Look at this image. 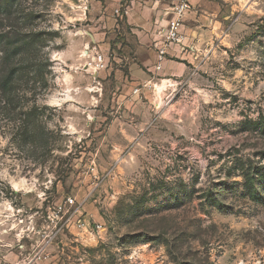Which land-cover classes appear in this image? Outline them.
Returning a JSON list of instances; mask_svg holds the SVG:
<instances>
[{
	"label": "rangeland",
	"instance_id": "obj_1",
	"mask_svg": "<svg viewBox=\"0 0 264 264\" xmlns=\"http://www.w3.org/2000/svg\"><path fill=\"white\" fill-rule=\"evenodd\" d=\"M10 3L48 67L0 98V264H264V0L129 104L71 44L80 0Z\"/></svg>",
	"mask_w": 264,
	"mask_h": 264
},
{
	"label": "crops",
	"instance_id": "obj_2",
	"mask_svg": "<svg viewBox=\"0 0 264 264\" xmlns=\"http://www.w3.org/2000/svg\"><path fill=\"white\" fill-rule=\"evenodd\" d=\"M246 1L190 0L193 10L183 17L179 41L165 46L164 33L176 0H80L79 19L86 24L71 44L89 56L90 66L96 63L92 57L101 55L103 68L96 70L95 78L104 86L114 79L113 98L129 104L131 94L143 93L154 79L177 82L187 75L190 64L211 48L226 20ZM122 5L126 6L119 16ZM160 48L165 53L156 69Z\"/></svg>",
	"mask_w": 264,
	"mask_h": 264
},
{
	"label": "trees",
	"instance_id": "obj_3",
	"mask_svg": "<svg viewBox=\"0 0 264 264\" xmlns=\"http://www.w3.org/2000/svg\"><path fill=\"white\" fill-rule=\"evenodd\" d=\"M10 2L12 0H7L0 6V12L6 14V19L11 13ZM43 34L40 31H17L10 35L7 31H0V98L12 109L20 105L18 97L21 89L37 84L47 86L45 75L48 64L43 61L41 53L46 46ZM260 177L264 178V173ZM253 179L247 176L249 186Z\"/></svg>",
	"mask_w": 264,
	"mask_h": 264
},
{
	"label": "built area",
	"instance_id": "obj_4",
	"mask_svg": "<svg viewBox=\"0 0 264 264\" xmlns=\"http://www.w3.org/2000/svg\"><path fill=\"white\" fill-rule=\"evenodd\" d=\"M125 6L126 5H122V7L119 9V11H118L119 16H123ZM172 9H173V16L168 21V24H167V27H166V30L164 33L165 46L170 44V43H175V42L179 41V39H180V28L182 25L183 17L187 12L193 10V5L190 2V0H176V3L173 5ZM164 53H165V49L160 48L158 51V55H157V63L155 66L156 69L160 68L161 62L164 58ZM92 61H96L95 65H94L95 71L103 68L101 55L98 54V55L93 56ZM136 91H137V89H134L133 92H136ZM65 202L68 204H72L73 198L67 197L65 199ZM78 226L84 227L85 222L84 221L79 222ZM99 227L100 226L97 225V228H99Z\"/></svg>",
	"mask_w": 264,
	"mask_h": 264
}]
</instances>
